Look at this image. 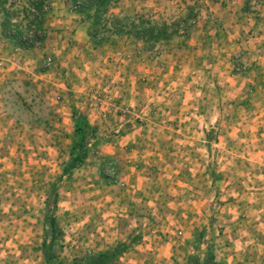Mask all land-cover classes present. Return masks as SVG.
I'll use <instances>...</instances> for the list:
<instances>
[{
    "label": "rangeland",
    "instance_id": "obj_1",
    "mask_svg": "<svg viewBox=\"0 0 264 264\" xmlns=\"http://www.w3.org/2000/svg\"><path fill=\"white\" fill-rule=\"evenodd\" d=\"M49 2L40 46L18 49L0 29V264H46L45 203L57 183V251L66 263L128 244L114 264H187L201 231L232 218L220 212L224 197L216 201L221 183L199 180L202 169L215 177L222 153L191 151L188 131L207 126V140L197 137L205 145L233 127L237 146L264 147V91L253 96L249 87L260 70L247 60L264 51V0H120L116 12L159 22L193 15L153 50L115 37L95 49L69 0ZM77 117L99 139L60 182ZM132 131L140 135L133 142L125 139ZM241 179L231 178L239 187Z\"/></svg>",
    "mask_w": 264,
    "mask_h": 264
},
{
    "label": "trees",
    "instance_id": "obj_2",
    "mask_svg": "<svg viewBox=\"0 0 264 264\" xmlns=\"http://www.w3.org/2000/svg\"><path fill=\"white\" fill-rule=\"evenodd\" d=\"M73 10L87 24L90 45L98 48L111 38L132 39L142 42L146 50H153L157 45L166 43L192 24L193 15L175 23L159 22L145 15H125L116 12L120 0H69ZM248 2L242 8L248 12ZM49 0H0V29L4 40L11 42L18 49L29 50L40 46L47 39L44 28L47 13L50 11ZM186 32V31H185ZM98 131L84 117H77L74 123L73 139L69 147L60 182L71 177L83 167L98 142ZM60 183L52 187L46 200L45 224L49 238H46L42 252L46 264H68L57 251L58 243L63 238L56 212L59 202ZM196 252L189 257L187 264H224L216 258L213 249L208 247L201 252L203 237L200 236ZM129 248L120 244L101 253L85 254L73 259L70 264H114L119 256Z\"/></svg>",
    "mask_w": 264,
    "mask_h": 264
},
{
    "label": "crops",
    "instance_id": "obj_3",
    "mask_svg": "<svg viewBox=\"0 0 264 264\" xmlns=\"http://www.w3.org/2000/svg\"><path fill=\"white\" fill-rule=\"evenodd\" d=\"M256 53L262 56L260 60H250L249 57L247 59L249 60V66L257 67L260 70L257 74L250 77L249 87L252 89L251 93L256 92L253 96L264 91V51L259 50ZM243 54L245 55L247 53L243 52ZM248 54H251V52ZM243 58L245 60L246 56H243ZM259 113L260 116H263V112ZM205 119L201 116L200 121L205 123ZM252 122L255 121L252 120ZM229 129H231V132L226 131V135L217 133L218 135L214 144H208V141H205V143L207 142L205 145H201V140L200 143H197V137L201 135V137L204 136L205 140H207L206 137L209 134L207 126H204L200 132L188 131L190 135L188 138L192 139V141H187L191 146V151L199 150L208 155L209 153H213L212 147H215L216 149L214 150L217 153H222L221 158H219L213 170L215 177L209 178L208 175L204 177L203 174H207L208 172L207 169H202L201 171L198 170V172L202 173L199 180L201 181L207 178L206 185L208 188H212L213 185L216 187L218 185L217 183H221L219 185L220 190L218 191L222 192V194H218L216 201L220 200L221 196H223L226 203L220 206V212L221 214L228 212L232 216L230 219H221L222 222H220L219 227L216 229L213 228L212 231L207 229L210 227V223L205 230L203 229L201 231L202 233L198 235L199 238L200 236L203 237V248L201 252L204 254L208 247L212 248L217 260L224 264H264V147L260 149H258V146L251 148L250 144H254L253 140L251 142L246 140L247 142H245L246 145L244 147L237 146L234 142L238 138L240 129L236 130L233 127H229ZM246 132L248 134L249 130ZM249 134L251 133L249 132ZM138 136H140L139 132L132 131L126 134L125 139L133 142V140L139 138ZM260 140L262 139L259 138ZM230 141H232L231 144ZM241 141L243 142L245 140ZM224 153L230 155H225ZM198 166L201 167V165ZM234 173H237L238 178H242L240 180L241 188L237 186L238 183L232 182L231 180ZM206 202L207 199H205ZM216 217H218V214H216ZM189 228L188 238L193 240V232L194 236L197 237L195 234L196 230L194 231V227L192 226ZM197 231L199 232V230ZM233 232L236 234V237L238 236V239L235 241H233L234 238H231ZM208 238L216 240L214 244L212 243L214 245L213 247L209 246L208 243L204 245L205 240H208ZM174 244L172 243L171 247ZM196 244L194 243L192 245V249L196 247ZM145 245L144 248L143 244L137 243L133 244V248L142 252H145V250H154L151 246L152 244ZM163 247L157 250H165ZM191 252L193 254L195 250L187 251L188 254H191ZM157 257H160V255H157ZM183 257L186 258L185 254H183Z\"/></svg>",
    "mask_w": 264,
    "mask_h": 264
}]
</instances>
